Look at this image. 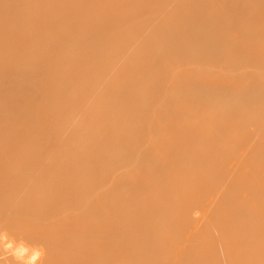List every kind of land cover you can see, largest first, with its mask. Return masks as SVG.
Listing matches in <instances>:
<instances>
[{"label": "bare ground", "instance_id": "bare-ground-1", "mask_svg": "<svg viewBox=\"0 0 264 264\" xmlns=\"http://www.w3.org/2000/svg\"><path fill=\"white\" fill-rule=\"evenodd\" d=\"M263 15L0 0V264H264Z\"/></svg>", "mask_w": 264, "mask_h": 264}, {"label": "rangeland", "instance_id": "rangeland-1", "mask_svg": "<svg viewBox=\"0 0 264 264\" xmlns=\"http://www.w3.org/2000/svg\"><path fill=\"white\" fill-rule=\"evenodd\" d=\"M262 18L264 19V15L262 16ZM252 18L245 16L243 17L239 23H237L238 26H235L232 31L233 32H237L241 29L242 23H247L249 21H251ZM255 23V22H254ZM258 25H256V28H260V29H255V32L257 34V31H259V33L263 32L264 33V22H260L257 23ZM249 44H244L243 46V51L244 54H240L238 53V51H236L234 48L229 47V48H225L223 50V52L220 54V56H218V58L221 61H226L224 58L226 56H231L233 57L232 62H231V66L229 68H223L226 71L230 72V73H235V71L243 69V68H247L249 65V61H248V57L250 56V51L251 50H255V49H259V45L258 44V40L256 38H253V40L251 42H248ZM256 45V46H255ZM254 46V47H253ZM205 62V60H200V62Z\"/></svg>", "mask_w": 264, "mask_h": 264}]
</instances>
